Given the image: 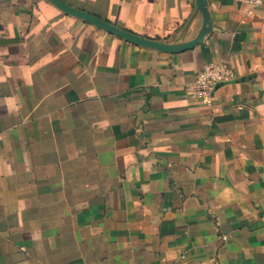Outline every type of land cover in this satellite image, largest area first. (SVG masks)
Segmentation results:
<instances>
[{
    "label": "crops",
    "instance_id": "1",
    "mask_svg": "<svg viewBox=\"0 0 264 264\" xmlns=\"http://www.w3.org/2000/svg\"><path fill=\"white\" fill-rule=\"evenodd\" d=\"M0 0V264H264V5ZM207 14V15H206ZM209 23V24H208ZM211 62L210 104L186 86Z\"/></svg>",
    "mask_w": 264,
    "mask_h": 264
},
{
    "label": "water",
    "instance_id": "2",
    "mask_svg": "<svg viewBox=\"0 0 264 264\" xmlns=\"http://www.w3.org/2000/svg\"><path fill=\"white\" fill-rule=\"evenodd\" d=\"M55 6L60 8L62 11H64L67 14L73 15L77 18H80L86 22H89L103 30H106L114 35H117L121 38L126 39L127 41L133 42L137 45L144 46V47H150V48H155L157 50H162V51H176L182 48H188L193 46L194 44L198 43L201 41L203 34L205 33V30L203 29L199 35L189 41L186 42L182 45H168L159 41H156L154 39H149L146 37L139 36L137 34H134L132 32L126 31L124 29H121L115 25H112L99 17L92 15L88 12L81 11L78 9H75L66 3H64L62 0H50ZM198 7L201 9L203 8V5L205 4V0H196ZM207 15V14H206ZM209 24V23H208Z\"/></svg>",
    "mask_w": 264,
    "mask_h": 264
},
{
    "label": "built area",
    "instance_id": "3",
    "mask_svg": "<svg viewBox=\"0 0 264 264\" xmlns=\"http://www.w3.org/2000/svg\"><path fill=\"white\" fill-rule=\"evenodd\" d=\"M253 6L264 5V0H236ZM232 70L224 62H211L196 72L192 83L186 86L190 96L199 103L210 104L214 99L217 86L233 80Z\"/></svg>",
    "mask_w": 264,
    "mask_h": 264
}]
</instances>
